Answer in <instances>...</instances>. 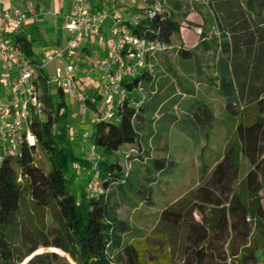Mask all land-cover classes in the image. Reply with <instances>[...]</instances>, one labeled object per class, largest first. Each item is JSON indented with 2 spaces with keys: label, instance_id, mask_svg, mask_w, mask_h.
Segmentation results:
<instances>
[{
  "label": "trees",
  "instance_id": "trees-1",
  "mask_svg": "<svg viewBox=\"0 0 264 264\" xmlns=\"http://www.w3.org/2000/svg\"><path fill=\"white\" fill-rule=\"evenodd\" d=\"M213 2L219 23L226 22L231 34L221 39L225 65L230 67H225L220 87L234 133L211 175L193 191L192 203L181 201L165 208L162 229L123 244L122 234L130 225L120 216L117 194L131 185L133 170L128 172L123 162L127 153L137 148L131 163L138 161L148 168L154 162L159 175L170 171V160L154 159L140 145L146 142L149 106L146 97L137 107L141 97L135 88L140 83L146 88L149 73L142 70L124 80L128 92L118 103L115 119H102V93H86L89 112L99 117L88 129L93 132L90 141L101 153L103 189L89 194L93 165L74 139L70 95L41 70L38 84L44 111L31 121L37 143L25 141L19 154L6 155L0 163V264H22L41 246L61 250L71 261L46 251L25 264H259V253L264 251V0ZM180 27L171 12L169 17L158 13L142 19L132 29L170 46ZM15 38L22 54L30 58L31 42L19 33ZM167 52L172 55L174 50L170 46ZM195 110L190 116L195 122L213 119L210 107ZM242 157L248 159L250 169L241 179ZM80 178L84 181L75 187ZM137 184L140 193L149 195L142 178ZM176 253L181 254L179 261Z\"/></svg>",
  "mask_w": 264,
  "mask_h": 264
},
{
  "label": "crops",
  "instance_id": "crops-1",
  "mask_svg": "<svg viewBox=\"0 0 264 264\" xmlns=\"http://www.w3.org/2000/svg\"><path fill=\"white\" fill-rule=\"evenodd\" d=\"M136 1L137 0H89L88 6L92 10L108 7L115 14L128 16L139 9L133 6V3ZM166 1L172 12L173 18L180 23L181 27L180 30L171 37L170 46L173 48L174 53L172 55H169L168 52L159 53L158 62L168 69L173 67L172 61L175 60L177 68L184 73L185 78H189L190 81L194 84L196 83V85H203V92L206 93V95L203 96L202 94H196L194 88L190 90L185 89L187 92H190L188 94L190 97L182 110L181 116L176 117V121H174L176 129L188 140L200 141L203 138L207 139V143L204 146V153L202 154V163L199 166L201 180L197 185L198 187L211 175L217 163L222 159L225 150L224 147L222 152H217L215 144L213 143L214 141L211 140L212 132L218 124L216 108L214 104L209 101L210 95H213L215 91L218 93L226 113L233 122V118L226 107L225 96L220 87L221 79L225 76L224 69L225 67H230V65H225L226 55L221 46V39L229 37L231 34L228 32L229 29L225 27L226 22L223 25L219 23L217 18L218 14L213 10V0L195 3V7L192 5L190 9H187L186 5L182 7L179 0ZM72 5L73 0H0V11L18 6L28 13L29 18L22 25L19 34L31 42L32 55H30V58L40 63L43 59L42 53L45 49L64 47L68 43L71 33L65 28L64 22L66 16L72 12ZM195 8L198 13L196 11H191ZM191 20H193L192 22H195L196 25L186 23V21ZM110 24V19H107L103 24L101 34L92 37L89 41L84 43L82 49L79 51L78 76L80 79L87 75H93L94 80H100V73L103 71L105 62L109 59L106 41L110 35ZM153 61V57H148L146 66L143 68V71L149 73L148 76L150 77L145 83L146 87L150 86L155 80ZM43 71L48 74L45 69ZM182 80L183 79H180V82ZM8 85L9 79L3 64L0 63L1 98L7 97ZM146 104L149 106V112L144 122V127L145 135H149L156 105L152 98H148ZM201 105L211 108L213 112L212 120L195 122L194 119L190 118V116L193 117L195 115V109ZM91 121L92 118H90L89 122L85 120L87 123L86 128L92 126ZM229 138L230 137H228L227 140H229ZM170 149L168 145H163L157 148V152L154 154V159L170 160V171L166 175H159L155 172L154 162H151L148 168H145L138 161L133 162L134 168L132 177L136 181L142 178L143 181L146 182L145 185L148 184L150 188L149 195H141L137 188H127L117 194V199L120 203L123 201L130 202L131 209H133L134 212L142 211L147 219L155 212L158 204V196L166 193L165 188L169 182L168 179L177 172V169L182 164L178 158L171 154ZM242 159L245 158L242 157ZM246 174H244L243 177ZM165 208H167V206L162 208L161 213ZM263 255L264 253L262 256Z\"/></svg>",
  "mask_w": 264,
  "mask_h": 264
},
{
  "label": "built area",
  "instance_id": "built-area-1",
  "mask_svg": "<svg viewBox=\"0 0 264 264\" xmlns=\"http://www.w3.org/2000/svg\"><path fill=\"white\" fill-rule=\"evenodd\" d=\"M88 1L73 0L72 12L66 16L64 22L65 28L71 33L68 43L64 47L45 49L40 63L25 57L15 38L28 20V13L18 6L0 11V63L3 64L9 79L7 97H0V163L5 160L6 155L19 154L25 141L31 145L37 143L31 131V121L34 116L43 115L44 105L40 99L41 90L38 82L40 71L47 65H53L59 85L72 98L81 101L84 104L83 112H87V94L81 87L82 80L78 76L79 51L84 43L101 34L107 19H110L111 23L110 35L106 41L109 59L100 73V92L104 96L102 119L117 118L118 103L126 98L128 92L124 80L140 75L148 57L167 52L170 48L165 41L140 36L132 29L142 19L152 18L158 13L169 17L171 11L166 0H142L144 6L128 16L115 14L108 7L92 10L88 6ZM135 89L141 97L136 103L139 107L146 98L145 89L142 83ZM98 119L99 117L95 115L92 122ZM92 133V129L82 133V139L89 143V156L93 165L87 183L89 194L103 190L99 171L101 153L90 141ZM140 145L147 149L146 142H141ZM138 151L137 148H131L125 157L128 172L131 169L129 158L132 153ZM259 264H264V259Z\"/></svg>",
  "mask_w": 264,
  "mask_h": 264
},
{
  "label": "rangeland",
  "instance_id": "rangeland-1",
  "mask_svg": "<svg viewBox=\"0 0 264 264\" xmlns=\"http://www.w3.org/2000/svg\"><path fill=\"white\" fill-rule=\"evenodd\" d=\"M179 1L181 2L182 7L186 5L187 9H190L192 5L195 7V3H203L207 0ZM133 6L134 8H141L144 6V2L142 0H137L135 3H133ZM191 11H196L198 13L196 8ZM192 21L193 20L186 21V23L190 25L195 24V22ZM153 59L155 80L150 86H145V96L147 98L153 99L156 105V110L152 117L151 128L149 130L150 134L145 135L147 149L149 153L155 154L157 152V148L162 147L163 145H168L171 148V154L178 158L182 164L177 169V172L168 179L169 182L165 188L166 193L164 195L158 196V204L155 212L152 213L148 219L144 216L142 211L134 212L133 209H131L130 202H122L119 211L120 216L121 218L127 220L130 225V230L122 234L123 244L131 242L136 238L148 237L150 233L162 229L163 225L160 221L162 208L164 206L170 207L171 205H175L181 201H185V203L190 205L193 201L192 193L201 180L199 166L202 163V154L204 153V146L207 143V139L203 138L200 141H193L189 139V141L176 129L174 121H176V117L181 116L182 110L184 109L190 97L188 95L190 92H187L185 89L190 90L194 88L196 94H202L205 96L206 93L203 92L204 86L196 85V83H192L189 78H185L184 73L177 68L175 60L172 61L173 67L167 69L164 65H161L158 62V54L153 56ZM45 70L53 82L56 83L57 77L53 69V65H47ZM81 79L83 80L82 85L83 88H85L86 93L91 96L101 93V82L100 80H94L93 75H87L81 77ZM180 79L183 80L180 82ZM67 101L69 102L70 107L73 109L72 116L76 123V128L73 135L77 144V148L84 150L85 156L90 158L89 143L82 139V133L88 129L86 128L87 123L85 120H88L89 122L90 118L93 117V113L89 112V110L84 113V104L81 101L72 98L71 96L67 97ZM209 101L214 104L218 114V124L212 132L211 140L214 141L213 143L215 144L216 151L222 152L224 147H226L228 144L229 140H227V138L233 137L234 122H232V119L226 113L224 105L216 91L213 95H210ZM123 153L124 152H122V154H118L119 158H121ZM40 156H43V153L40 152ZM244 158L245 159H242L241 161V179L243 178V175L247 173L250 167L248 159L246 157ZM123 162L124 166H126L125 161ZM130 168L133 170V162L131 163ZM81 171H83V169ZM85 174L84 176L86 177L87 174ZM81 176H83V173ZM83 181L84 179L82 178L77 179L75 187H77V185ZM136 186H138L137 181L132 177L131 185H129L128 188H137ZM148 187L149 186L147 184V188ZM145 188L146 187H144V189ZM76 194L78 195V193ZM141 195L143 194L141 193ZM262 196L264 201V192H262ZM196 216L198 218L202 217V215L198 212H196ZM54 250L56 249L53 247L41 246L35 253ZM56 251L62 256H67V258L71 261L67 254L61 250ZM263 253L264 251H261L259 254L262 256ZM180 256V253H176L177 261L180 260ZM30 257L31 256L27 257L22 264L26 263ZM262 259H264V255L262 256Z\"/></svg>",
  "mask_w": 264,
  "mask_h": 264
},
{
  "label": "water",
  "instance_id": "water-1",
  "mask_svg": "<svg viewBox=\"0 0 264 264\" xmlns=\"http://www.w3.org/2000/svg\"><path fill=\"white\" fill-rule=\"evenodd\" d=\"M54 251L57 252L56 250H54ZM35 254H37V253H34L33 255H31V257L34 256ZM31 257L28 258V260L26 261V263L31 259ZM24 264H25V263H24Z\"/></svg>",
  "mask_w": 264,
  "mask_h": 264
}]
</instances>
